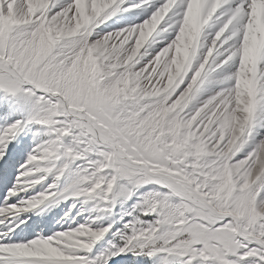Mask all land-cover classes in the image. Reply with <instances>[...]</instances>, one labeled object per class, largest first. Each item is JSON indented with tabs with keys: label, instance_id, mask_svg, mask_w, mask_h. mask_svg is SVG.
Returning a JSON list of instances; mask_svg holds the SVG:
<instances>
[{
	"label": "snow or ice",
	"instance_id": "6c2138e0",
	"mask_svg": "<svg viewBox=\"0 0 264 264\" xmlns=\"http://www.w3.org/2000/svg\"><path fill=\"white\" fill-rule=\"evenodd\" d=\"M0 114V264H264V0H0Z\"/></svg>",
	"mask_w": 264,
	"mask_h": 264
},
{
	"label": "rangeland",
	"instance_id": "374dc122",
	"mask_svg": "<svg viewBox=\"0 0 264 264\" xmlns=\"http://www.w3.org/2000/svg\"><path fill=\"white\" fill-rule=\"evenodd\" d=\"M114 26H119V25H114ZM20 118L19 116H13L12 119ZM5 123V119L3 118V114H0V125H3ZM33 142V136L31 134V131H26L24 133H21V135L17 138L16 141V146H23V151L20 155V163H23V155L26 154V151L28 148L31 147ZM66 208V206H61V208H57L53 210L52 213H49V218L58 216L59 214L62 213V209ZM23 227V226H22Z\"/></svg>",
	"mask_w": 264,
	"mask_h": 264
}]
</instances>
